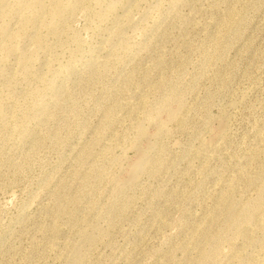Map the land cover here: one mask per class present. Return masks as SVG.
I'll list each match as a JSON object with an SVG mask.
<instances>
[{
    "label": "rangeland",
    "instance_id": "rangeland-1",
    "mask_svg": "<svg viewBox=\"0 0 264 264\" xmlns=\"http://www.w3.org/2000/svg\"><path fill=\"white\" fill-rule=\"evenodd\" d=\"M0 264H264V0H0Z\"/></svg>",
    "mask_w": 264,
    "mask_h": 264
},
{
    "label": "bare ground",
    "instance_id": "bare-ground-1",
    "mask_svg": "<svg viewBox=\"0 0 264 264\" xmlns=\"http://www.w3.org/2000/svg\"><path fill=\"white\" fill-rule=\"evenodd\" d=\"M110 7H112V5H110ZM148 136H149V132L146 128L141 127V126L138 127V137L136 139L134 146L137 152L139 153V158L131 165L130 172L128 173V177L121 182L118 180V185H117L118 187L116 189V194L120 198L127 197V192L129 191V189L138 183V179L141 177L140 175L145 172L147 167L151 165L154 159V154L157 151V146L153 142H149L148 145L146 144L147 147L141 148L139 144V140L141 141V138H144V137L147 138ZM112 160L115 162L114 159ZM115 164H118V163H115ZM115 178H117V176Z\"/></svg>",
    "mask_w": 264,
    "mask_h": 264
}]
</instances>
